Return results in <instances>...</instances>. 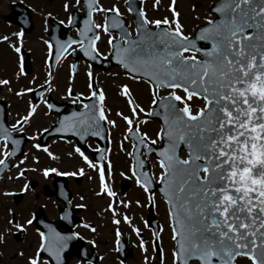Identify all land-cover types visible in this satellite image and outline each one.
I'll list each match as a JSON object with an SVG mask.
<instances>
[{"label":"snow or ice","instance_id":"6c2138e0","mask_svg":"<svg viewBox=\"0 0 264 264\" xmlns=\"http://www.w3.org/2000/svg\"><path fill=\"white\" fill-rule=\"evenodd\" d=\"M76 3L80 4L81 0ZM86 3L87 31L94 27L108 33L107 22L93 25L92 13H113L118 17L119 9L115 5L102 8L95 0H86ZM169 9L173 14L171 21L168 18L149 20L141 9L136 36L127 32L119 36L109 35L108 45L114 52L113 58L133 74V78L143 76L153 89L165 87L172 90L159 100L165 114L164 127L157 133V139L165 142L157 152L161 169L158 183L164 185L160 191L169 206L174 241L172 264H235L238 257L247 258L251 264H264V0H216L210 11L218 18L207 19L206 26L200 28L194 38L183 34L182 26L176 20L177 13L171 5ZM129 11H132L131 7ZM71 24L70 16L68 25ZM150 25L158 30H153ZM161 25L169 27L161 28ZM111 26L119 28L121 25L116 21ZM16 35L19 37L21 33ZM80 36L82 39H69L59 44L57 58L73 44H78L80 51L90 59L100 55L96 47V41L100 39L98 34L87 37V44L84 30ZM196 40L206 41L210 47L199 48ZM49 49L51 51L52 45ZM15 51L19 53L21 49L17 47ZM88 75L91 78V73ZM7 83L0 80V85ZM177 90L184 95H178ZM89 91L93 99L104 100L103 92L95 90L91 82ZM122 94H128L127 86L122 89ZM193 98L203 100V106L194 112L187 102ZM128 99L132 114L136 115L138 105L133 103L130 95ZM73 102L76 103L77 99L73 98ZM152 103L157 104L155 96ZM48 107L53 105L48 104ZM33 110L30 106L28 114L11 125V129L15 131L21 121L28 122ZM123 119L132 129L129 117ZM101 121L114 126V121L107 119L102 103L84 104L83 111L73 112L67 120L61 121V125L83 139L86 134L101 136ZM62 128L56 130L59 132ZM134 139L144 149L145 156L153 150L148 145L155 144V141H148L146 134L140 136L138 128L134 130ZM9 140L11 151L5 143L0 156L14 155L18 144L0 126V141ZM181 146L187 151L183 159L177 151ZM133 148L139 151L137 145L134 144ZM75 151L89 167H98L80 148ZM0 165H5L4 159H0ZM49 171L56 170H45L44 175L47 176ZM99 175L101 192L114 196L115 193L105 184L103 168H99ZM133 175L137 176V185L149 192L147 174L133 171ZM124 206L127 207V203ZM112 207L109 204L110 210ZM124 221L127 223L128 217L125 216ZM113 223L119 221L114 219ZM14 227L22 228L18 224ZM132 231L137 233L139 230L133 227ZM116 235L119 242V231ZM64 247L65 238L58 233L46 235L41 232L36 255L28 258V264H41L40 255L45 251L50 257L58 258ZM140 247L144 249L143 241Z\"/></svg>","mask_w":264,"mask_h":264},{"label":"flooded vegetation","instance_id":"af4514ba","mask_svg":"<svg viewBox=\"0 0 264 264\" xmlns=\"http://www.w3.org/2000/svg\"><path fill=\"white\" fill-rule=\"evenodd\" d=\"M47 1L49 9L43 6L36 9L34 3L43 4L44 0H0V37H7L0 39V80L8 81L7 84L0 85V98L6 103L7 109L6 127H2L11 138L22 142V155L5 160V164L11 163L14 169L19 160L27 157L29 148L33 156L41 158L43 165L38 178L26 177V188L24 185L18 191H7L14 204L9 207L10 216L5 222L13 223L10 224L11 227H6V233H0L3 237L0 240V264L3 255L10 250L11 242L22 243L24 240L25 243L29 242L24 261L28 264V258L36 255L41 232L46 235L58 233L65 238L66 244L58 258L43 252L40 255L41 264L45 260L48 264H172L174 241L171 238L168 207L159 191L161 169L153 150L145 156L144 149L134 139V130L138 128L140 136L146 134L148 141H155L154 146L149 143L150 149L159 145V123L149 115L155 96L153 89L148 81L133 78L120 66L101 68L97 65H105L106 59L110 57L108 36H118L111 30L105 33L102 29L92 27L91 31L85 32L84 38L96 34L100 37L96 41L100 55L95 59L87 58L80 51L79 45L73 44L57 62H51L53 48L50 51L52 41L48 33L53 28L52 23L57 22L55 36L59 44L69 39L79 40L78 26L82 24L80 19L85 7L82 2L77 4L76 0ZM96 1L102 8L115 5L126 20L127 32L135 33L133 19L125 6L126 0ZM65 4L68 5L67 9ZM139 5L149 20L163 19L159 16L162 11L156 8L157 1L139 0ZM165 10L168 12L167 6ZM73 11L76 12L74 16ZM106 14L93 12V25H103ZM70 16L74 24L68 25ZM192 29L193 26L191 30L182 32L188 35ZM35 31L38 33L32 37ZM16 33L21 35L17 37ZM17 47L21 49L19 53L15 51ZM60 69L61 74L54 78L53 73ZM33 71L42 72L45 78L35 75L33 80L27 81L26 76L34 75ZM90 82L95 90L103 92L104 100L99 101V104L102 103L107 119L114 121V126L101 121V136L86 134L81 139L80 135L63 129L61 121L67 120L73 112L83 111L84 104H97L95 99L89 98ZM125 86L128 89L127 95L122 94ZM170 91L172 90L158 89L156 92L157 96H162ZM18 92L22 94L17 95ZM177 94L184 95L180 90H177ZM129 95L133 103L138 105L136 115L132 114L133 110L129 106ZM16 98L42 107L38 111L41 114L37 120L33 121L38 114H32L28 122L21 121L13 131L11 125L22 117L18 112L19 108L13 111L14 103L11 102H16ZM73 98L77 99L76 103ZM190 102L195 105L192 107L193 112L203 106L201 99L193 98L188 103ZM48 104L55 105L49 108ZM124 116L132 121V129H129ZM57 128L62 130L58 132ZM42 132L47 134L40 137ZM5 143L10 151V140L0 141V149ZM134 144L139 151H134ZM77 147L98 167H89L76 153ZM45 148L47 151H44ZM130 152L133 153L132 156L129 155ZM99 168H103L105 184L108 190L115 193L114 196L101 192ZM48 169L56 171H49L45 176L44 171ZM133 171L147 174V179L150 180L149 192L146 193L137 185V176L133 175ZM65 172L75 175L58 174ZM22 173L23 176L26 175L25 171ZM4 176L6 173L0 181ZM24 195L28 197L27 204L16 215L15 203H20ZM124 203H127V207ZM109 204L113 206L111 210ZM125 216L128 217L127 223L124 221ZM114 219L119 223L114 224ZM29 220L32 223H27ZM16 224L22 228L17 229L14 227ZM133 227L139 231L134 233ZM117 231L120 233L119 242ZM141 241L144 243L143 250L140 247ZM240 263L251 264V261L238 257L235 264Z\"/></svg>","mask_w":264,"mask_h":264},{"label":"rangeland","instance_id":"374dc122","mask_svg":"<svg viewBox=\"0 0 264 264\" xmlns=\"http://www.w3.org/2000/svg\"><path fill=\"white\" fill-rule=\"evenodd\" d=\"M158 2V7H156L159 11H162L159 16L164 18H168L170 21L173 19L172 11L169 9V6L171 5L174 11L177 13L176 20L178 23L182 26V30H191L192 26L195 27L196 24H199L200 22H203L206 20V18H209L211 14L208 11V6L210 3L214 0H175L173 3V0H153ZM36 5V9H39L40 7H46L49 9L48 1L44 0V3L41 4L40 2L34 3ZM168 7V12L165 10V7ZM172 28L175 27V25H171ZM38 33V31H35L32 37H35V35ZM34 75L28 74L27 81L29 79L33 80L35 75H38L41 79L45 78L43 77L42 72H34ZM54 78L59 76L61 74V69L58 71H55ZM56 76V77H55ZM75 88V87H74ZM6 95L9 96L8 93ZM12 95V94H11ZM10 100V99H9ZM15 101H10L11 103H14L13 111L14 109L17 110L21 116H26L30 106L34 109L33 114H38L34 118L33 121L37 120L41 113H38L40 111L42 105L40 104H33L31 102H22L19 101L17 98L14 99ZM189 102V101H187ZM191 107H194L192 102H190ZM15 113V112H13ZM33 158V159H32ZM43 169V165L41 164V158L39 156H33V152L27 148V157H23L21 160L15 164V168L11 169L6 173V176L2 178L0 181V233H6L5 230L6 227H11L9 221H7L8 217L10 216V213H8V209L11 205L14 204L12 196L9 194V190H12L13 192L18 191L22 189V186L25 185V179L26 177L30 178H38V173ZM21 170L26 172V175L23 176V173H21ZM22 171V172H23ZM30 194V192H28ZM28 201V197L24 195L23 200L20 203H15V209H16V215H18L20 208L26 206ZM18 221H21L18 219ZM28 242V241H26ZM29 243V242H28ZM28 243H25V240L22 241V243L19 242H11L10 250L6 251V253L3 255V264H25V258L27 256L28 252ZM33 249L31 250V252ZM243 264V263H240Z\"/></svg>","mask_w":264,"mask_h":264},{"label":"water","instance_id":"95a60500","mask_svg":"<svg viewBox=\"0 0 264 264\" xmlns=\"http://www.w3.org/2000/svg\"><path fill=\"white\" fill-rule=\"evenodd\" d=\"M215 3H216V2H215ZM215 3H214V4H215ZM214 4H213V5H214ZM213 5H212V6H213ZM212 6H211V7H212ZM211 7H210V9H211ZM215 15H216V14H215ZM216 18H218V17L216 16ZM216 18H215V19H216ZM205 26H206V25L199 27V28L196 30L195 35H194L193 37H191V38H194V37L198 34L199 29L202 28V27H205ZM161 28H164V27H161ZM156 30H158V29H156ZM195 43H196V46L199 47V48H204V47H200V44H203V43H206V44H207V47H210V44H209L208 42H206V41L196 40ZM198 44H199V46H198ZM207 47H206V48H207ZM159 100H160V99L157 100V104H156V106H155V108H154V110H153L152 115H153V116H156V117L159 118V120H160V122H161V129H162V128L164 127V119H163V117H164V114H165V113H164V109H163L162 107L159 106ZM161 141H162L161 147L155 150L156 155H157V152H158L159 150H161V149L163 148V146H164V143H165V142H164L163 140H161ZM182 147H183V146H182ZM183 148H184V147H183ZM184 149H185V148H184ZM179 150H180V148H179L177 151L179 152ZM185 151H186V149H185ZM186 152H187V151H186ZM157 157H158V155H157ZM158 160H159V157H158ZM7 168H9V166H8ZM7 168H2V169L0 168V175H1L2 172H3L5 169H7ZM161 186L164 187V185H162V184H161ZM163 197H164V195H163ZM164 198H165V197H164ZM165 200H166V198H165Z\"/></svg>","mask_w":264,"mask_h":264}]
</instances>
